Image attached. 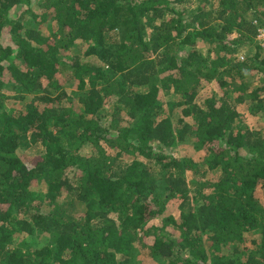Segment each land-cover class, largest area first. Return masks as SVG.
Here are the masks:
<instances>
[{
  "label": "trees",
  "instance_id": "16d2710c",
  "mask_svg": "<svg viewBox=\"0 0 264 264\" xmlns=\"http://www.w3.org/2000/svg\"><path fill=\"white\" fill-rule=\"evenodd\" d=\"M34 1L0 0V264H264V0Z\"/></svg>",
  "mask_w": 264,
  "mask_h": 264
},
{
  "label": "rangeland",
  "instance_id": "374dc122",
  "mask_svg": "<svg viewBox=\"0 0 264 264\" xmlns=\"http://www.w3.org/2000/svg\"><path fill=\"white\" fill-rule=\"evenodd\" d=\"M38 0H35L34 1V5L33 7H35L34 11L37 9L36 7V2ZM21 11V9L19 8H16L14 9L12 12H13V16L16 15L17 13H19ZM32 16V14L29 13L25 15V17H23V19H29L30 17ZM49 23H45L43 25V31L46 33V34H50L53 29H54V25L52 24L53 22H50L48 21ZM203 48V51L206 53V48L202 47ZM245 50H247L246 48H244L242 50V52H246ZM202 95H205L204 93ZM166 99H168V97H166ZM240 109L245 113L246 117H247V122L249 123V125H252L254 126L255 128H259L262 130L263 134H264V120H260L258 116H255V115H252L250 114V112L247 109V106L246 104L245 105H242L240 107ZM44 148L41 144H36V145H33L31 148H29L27 151H26V154L29 155V156H36V155H40L42 152H43ZM176 151V150H174ZM177 151H179L181 154H187V155H190V156H194L195 158H197L201 163L203 162V167L204 169L207 167V163H205V153L203 151H196L192 146H188V145H185L184 147H180L177 149ZM205 163V164H204ZM210 178H215L216 175L214 173H209L208 175ZM257 197L259 199H261L262 203L264 204V194L262 193V190H258L257 191ZM255 237L257 238L258 237V234L256 235L255 234ZM135 261L137 262V264H160L158 261L156 260H153L151 258H148L146 256H144L143 254H139ZM135 264V263H134Z\"/></svg>",
  "mask_w": 264,
  "mask_h": 264
},
{
  "label": "built area",
  "instance_id": "2783aa9c",
  "mask_svg": "<svg viewBox=\"0 0 264 264\" xmlns=\"http://www.w3.org/2000/svg\"><path fill=\"white\" fill-rule=\"evenodd\" d=\"M255 40H256V42H258L260 45H261V47H263V49H264V26H260L259 28H258V33H257V35H256V37H255ZM246 58V53L245 52H241L240 54H239V59L240 60H244Z\"/></svg>",
  "mask_w": 264,
  "mask_h": 264
}]
</instances>
